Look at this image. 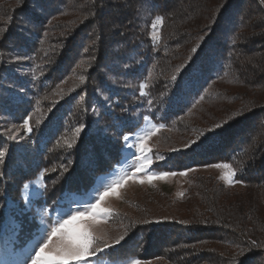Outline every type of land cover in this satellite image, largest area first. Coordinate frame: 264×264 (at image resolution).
Wrapping results in <instances>:
<instances>
[{
  "label": "trees",
  "instance_id": "obj_1",
  "mask_svg": "<svg viewBox=\"0 0 264 264\" xmlns=\"http://www.w3.org/2000/svg\"><path fill=\"white\" fill-rule=\"evenodd\" d=\"M146 117L178 136L152 149L154 170L231 163L242 188L200 176L174 216L118 215L124 239L98 258L231 264L245 249L238 264H264V0H0V225L13 213L19 241L36 224L13 208L27 182L44 179L40 207L84 197Z\"/></svg>",
  "mask_w": 264,
  "mask_h": 264
},
{
  "label": "rangeland",
  "instance_id": "obj_2",
  "mask_svg": "<svg viewBox=\"0 0 264 264\" xmlns=\"http://www.w3.org/2000/svg\"><path fill=\"white\" fill-rule=\"evenodd\" d=\"M146 118L143 126L134 135L129 137L127 141L125 140V149L121 160L111 171L99 176L96 179L94 186L84 195V197L81 198L72 195L70 196V199L68 197L65 200L64 207H62V204L60 203L55 205L52 209L40 207L33 204L32 199L42 195L43 192H46L44 179L42 176H38L27 182L23 188L22 198L19 204H17L18 202L16 203L21 206V210L18 206L15 207V205L13 208L17 210L16 213H28L29 218L32 219V221H36L34 222L36 223L35 225H31L34 229L33 234L29 240L25 241L26 238L24 236V240L22 239L19 241L20 239L18 240L16 238L18 224L14 222V220H11L13 213L8 214L6 220L0 225V264H17L18 260L23 259L25 249L31 246L34 242L35 236L39 234L41 228L50 227L51 224L60 219L69 208L80 207L86 203H94L98 193L103 191L106 185L111 184L125 174L131 176V173L134 171V165L137 163L135 157L140 153L135 146L129 148L128 145H135L138 141V137L145 132L152 130L153 125L157 127L160 126L154 124L148 117ZM177 140L178 136L175 133L170 132L166 134L164 131L158 130L156 134L148 140V147L151 148V150L155 147L163 148L161 147L162 145ZM29 153H31V156L34 154L30 146ZM192 169L193 171H189V169L186 171H180L187 172L186 176H181L179 175L180 172L174 171L177 175L169 176L165 180L153 178L151 183H149L146 179V174L150 175L153 172H163L154 170L151 164L146 170V173H138L134 178L129 179L127 183L118 190V196H110L105 204L102 205V207L111 209V212L100 225L102 232L105 234L109 243H112L123 233V226L121 224L122 220H118V215H120V217H129L137 214L146 215V213L149 214L148 212L151 211L150 214H153L152 216H174L184 207V205L179 204L180 201L178 200H180L187 188L194 184L196 178L200 176H209L219 183H224L223 180L219 179L221 175L220 169L209 167V165ZM141 180L144 182L140 183ZM226 186L233 190H240L242 188L241 183ZM14 217L15 218L13 219H16V216ZM115 219L118 221H115ZM98 256L89 260L88 264H108L106 259L98 258ZM131 261L132 260H128L126 264H130ZM140 264H152V262L140 261Z\"/></svg>",
  "mask_w": 264,
  "mask_h": 264
},
{
  "label": "snow or ice",
  "instance_id": "obj_3",
  "mask_svg": "<svg viewBox=\"0 0 264 264\" xmlns=\"http://www.w3.org/2000/svg\"><path fill=\"white\" fill-rule=\"evenodd\" d=\"M162 23L163 18L159 16H157L152 23L153 40L159 39L157 26ZM198 47L199 45L194 46L191 49V52H197ZM188 59L191 60L192 57H188ZM187 70L188 68L185 67L184 71ZM180 72L181 66H177L170 79L176 81L177 75L175 73ZM79 79L81 83H84V76H80ZM139 88L141 95H145L146 93L144 90L148 88V84L141 83ZM39 103L40 102L37 101V106H39ZM48 111L51 112L52 108H49ZM29 121L30 117L25 118L22 127L26 131L31 132L32 128ZM39 123L40 121L37 120V124ZM225 124H227V121L223 124L216 123L212 128L208 129V132L213 135H218L219 133L216 132V130H223ZM162 127L163 125H160L159 127L153 125L152 130H149L138 137V141L135 145H128L129 148L135 146L140 153L135 157L137 163L134 165V171L131 173V176L125 174L111 184L106 185L104 190L98 193L94 203H86L80 207L69 208L68 211L65 212L60 219L54 221L50 227L41 228L39 234L35 236L34 242L31 246L25 249L23 259L18 260L17 264H88L89 260L92 258L111 249L114 244H119L120 241L124 239L123 235L115 239L112 243H109L105 234L102 232L100 225L111 212V209L102 207V205L105 204L110 196H118V190L122 188L129 179L134 178L138 173H146V170L153 163L152 150L148 147V140L156 134L159 128ZM82 128L83 125L76 127L71 138L65 139L64 143L68 148H71L76 142ZM200 136H204V133L201 132ZM9 138L15 139L14 136H10ZM124 139L127 141L128 137L125 136ZM194 146L198 145L195 140H192L185 143L183 148L191 150ZM180 150L181 149L178 148L171 149V151ZM3 156L4 153L0 152V161H2ZM156 159L163 160L165 157L157 156ZM209 167L221 170L219 179L223 180L226 185L242 183V181L234 180L236 169L233 168L231 163H216L209 165ZM189 171H193V169H189ZM175 175H177L175 172H153L150 175L146 174V179L151 183L153 178L165 180L169 176ZM179 175L186 176L187 172H180ZM143 182V180L140 181V183ZM252 246H255V242H252ZM245 251V249H239L236 256L231 258V264H238L237 256H243ZM130 264H140V261L132 260Z\"/></svg>",
  "mask_w": 264,
  "mask_h": 264
}]
</instances>
